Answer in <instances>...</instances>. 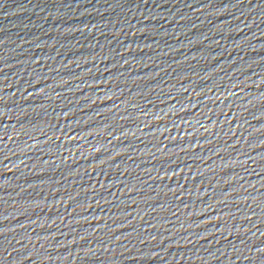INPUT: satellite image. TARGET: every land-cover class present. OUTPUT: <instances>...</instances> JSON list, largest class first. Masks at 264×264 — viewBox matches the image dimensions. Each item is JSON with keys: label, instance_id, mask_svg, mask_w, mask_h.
Instances as JSON below:
<instances>
[{"label": "water", "instance_id": "obj_1", "mask_svg": "<svg viewBox=\"0 0 264 264\" xmlns=\"http://www.w3.org/2000/svg\"><path fill=\"white\" fill-rule=\"evenodd\" d=\"M0 264H264V0H0Z\"/></svg>", "mask_w": 264, "mask_h": 264}]
</instances>
